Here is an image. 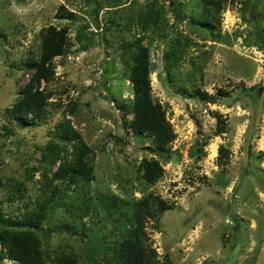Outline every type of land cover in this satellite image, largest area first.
I'll use <instances>...</instances> for the list:
<instances>
[{"label": "rangeland", "instance_id": "374dc122", "mask_svg": "<svg viewBox=\"0 0 264 264\" xmlns=\"http://www.w3.org/2000/svg\"><path fill=\"white\" fill-rule=\"evenodd\" d=\"M200 1L0 0V215L23 222L25 210L41 201L46 146L66 149L52 172L73 159L76 139L60 140L56 127L69 126L89 150L92 178L83 188L94 213L81 219L64 209L50 214L41 228L51 230L42 242L51 259L106 264L102 253L118 234L99 200L134 204L151 194L171 205L145 223L157 263L264 264V45L248 14L256 0H227L211 31L197 23ZM65 12L72 17H57ZM50 28L64 31L65 52L51 60L53 75L40 83L46 114L17 121L7 110ZM136 41L148 53L152 98L176 134L164 147L130 124L131 61L122 50ZM172 48L176 62L165 59ZM214 114L224 120L222 133ZM143 160L161 166L155 183L142 177ZM17 181L25 183L21 199L10 189ZM0 264L20 263L0 250Z\"/></svg>", "mask_w": 264, "mask_h": 264}, {"label": "trees", "instance_id": "16d2710c", "mask_svg": "<svg viewBox=\"0 0 264 264\" xmlns=\"http://www.w3.org/2000/svg\"><path fill=\"white\" fill-rule=\"evenodd\" d=\"M200 2L202 15L197 23L200 28L211 31L215 21L218 23L215 15L221 13L227 0H201ZM259 2L256 0L248 14L257 21L260 30L258 37L264 45V30L261 28L264 10L258 8ZM179 9L175 7L176 16L180 14ZM57 17L71 18L72 14L65 12ZM140 24L144 29L147 26L143 18ZM63 34V30L57 32L54 28H50L49 32L43 36L40 59L38 62L36 60L30 62L33 72L28 82L21 88V95L7 110L17 121H37L46 114L47 96L39 89L40 83L48 81L53 75L51 60L65 52ZM122 51L129 55L131 61L126 69L127 78L132 84V101L129 108L132 114L131 127L137 134H147L156 146L164 147L175 139L176 134L165 118L164 109L152 98L147 50L139 45V41H136L130 45L125 44ZM177 52L172 48L170 52H166L165 59L170 57L172 62H176ZM199 96L203 100L211 99L206 93H199ZM214 117L217 123L216 133L224 132V120L218 114H214ZM55 130L60 140L67 139V135H72L76 139L73 143V159L60 161L57 169L52 172L51 166L60 160V155L66 154V149L63 145L60 148L46 146L48 153L45 154L42 151L40 154L41 160L47 162V169L41 173L43 179L39 186L41 201L36 203L33 210H25L23 222L15 221L13 218H3L0 215V250H5L9 259L20 264H46V262L75 264L74 260L57 256L51 259L48 256L42 242L46 241L48 231L51 230H43L41 226L50 220V214L57 209H64L70 218L78 219L90 212L94 213L92 199L83 188L89 185L92 178V166L87 161L89 150L69 126L60 125ZM220 153L221 157L226 156L224 148H220ZM220 164H223L221 158ZM141 166L142 177L147 183H155L162 175L161 166L156 161L143 160ZM48 172L51 173L49 177ZM72 185H75L73 191L70 190ZM10 189L13 195L21 199L24 197L25 183L14 182ZM99 204L100 208L105 210V217L111 220L113 231L118 234L114 245L108 246L107 250L103 251L102 260L106 264H159L156 262L154 249L146 243L145 223L147 219L156 218L164 211L170 210L171 205L151 194L134 204L114 197H104L99 200ZM23 206L27 205L23 203Z\"/></svg>", "mask_w": 264, "mask_h": 264}]
</instances>
